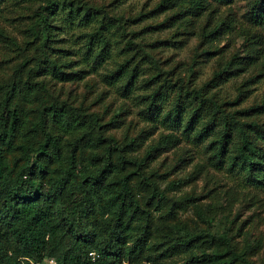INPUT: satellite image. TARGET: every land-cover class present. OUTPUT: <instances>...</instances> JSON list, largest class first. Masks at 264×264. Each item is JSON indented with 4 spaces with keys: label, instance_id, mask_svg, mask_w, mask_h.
Returning a JSON list of instances; mask_svg holds the SVG:
<instances>
[{
    "label": "trees",
    "instance_id": "obj_1",
    "mask_svg": "<svg viewBox=\"0 0 264 264\" xmlns=\"http://www.w3.org/2000/svg\"><path fill=\"white\" fill-rule=\"evenodd\" d=\"M8 1L18 11L32 6L34 19L25 32L33 53L0 76V264H158L182 248L191 251L182 264H252L247 258L250 246L239 251L227 228L213 233L211 219L202 211L197 216L207 228L197 232L158 222L151 208L166 197L139 174L143 161L124 156L125 145L105 134L106 123L97 113H86L51 91L46 79L71 80L52 58L58 31L64 24L92 26L85 45L88 52L95 50L94 61L100 63L110 40L106 14L99 17V11L78 0ZM175 1L161 0L153 11L172 9L165 19L169 21L198 18L204 9L202 0ZM253 11L255 24L264 23V0H255ZM130 60L112 76L125 77L127 90L138 76ZM159 77L157 70L149 82ZM218 77L193 89L164 77L146 97L148 107L159 109V100L171 95L164 122L185 137H210L217 168L237 169L248 183L264 185V125L241 120L264 115V100L248 109L224 111L236 100L218 103L210 93ZM87 146L92 153L84 161L81 150ZM127 165L132 171H126ZM134 176L151 188L148 201L139 199ZM171 216L168 211L161 218Z\"/></svg>",
    "mask_w": 264,
    "mask_h": 264
},
{
    "label": "rangeland",
    "instance_id": "obj_2",
    "mask_svg": "<svg viewBox=\"0 0 264 264\" xmlns=\"http://www.w3.org/2000/svg\"><path fill=\"white\" fill-rule=\"evenodd\" d=\"M78 1L99 11V17L102 13L108 17V52L102 62H95V50L88 52L85 45L86 33L94 28L64 24L55 38L52 58L58 59L61 71L71 80L46 79L51 91L86 113H97L106 123L105 134L126 146L124 156L143 161L139 174L166 197L151 208L158 222L184 225L197 232L207 228L197 216L198 210L202 211L211 219L213 233L229 229L239 251L245 244L250 246L249 262L264 264V185L248 183L237 169L217 168L210 137L186 138L181 129L164 122L163 110L168 109L171 95L159 100V109L149 108L146 98L164 77L193 89L217 74L218 82L210 93L217 96L218 103L236 100L233 107L224 106V111L259 105L264 100V23L255 24V0H202L204 9L198 18L169 21L165 19L172 9L153 11L161 0ZM32 12V6L18 11L12 1L0 3V76L10 74L15 65L32 55L33 46L26 44L31 38L25 32L34 19ZM128 59L130 69L137 66L138 76L127 90L125 77L113 80L112 76ZM157 70L159 81L151 84ZM241 120L264 125V115ZM81 151L86 161L92 149ZM113 158L116 160L115 154ZM126 171L132 167L127 165ZM132 184L139 199L148 201L151 188L138 176ZM168 211L172 216L161 218ZM148 244L153 245L152 250L157 248L153 239ZM190 254L182 248L158 264H182ZM48 264H54L53 260Z\"/></svg>",
    "mask_w": 264,
    "mask_h": 264
}]
</instances>
